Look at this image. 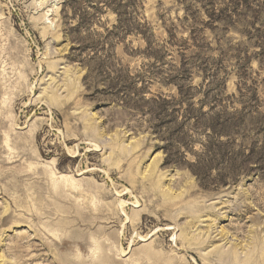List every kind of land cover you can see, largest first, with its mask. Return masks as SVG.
<instances>
[{
    "label": "rangeland",
    "instance_id": "374dc122",
    "mask_svg": "<svg viewBox=\"0 0 264 264\" xmlns=\"http://www.w3.org/2000/svg\"><path fill=\"white\" fill-rule=\"evenodd\" d=\"M0 264H264V0H0Z\"/></svg>",
    "mask_w": 264,
    "mask_h": 264
},
{
    "label": "trees",
    "instance_id": "16d2710c",
    "mask_svg": "<svg viewBox=\"0 0 264 264\" xmlns=\"http://www.w3.org/2000/svg\"><path fill=\"white\" fill-rule=\"evenodd\" d=\"M119 13V12H118ZM174 81V80H173Z\"/></svg>",
    "mask_w": 264,
    "mask_h": 264
}]
</instances>
